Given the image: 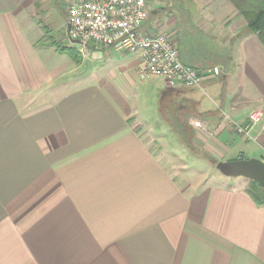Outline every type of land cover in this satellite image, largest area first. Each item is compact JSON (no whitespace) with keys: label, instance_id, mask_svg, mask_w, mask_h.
<instances>
[{"label":"crops","instance_id":"obj_1","mask_svg":"<svg viewBox=\"0 0 264 264\" xmlns=\"http://www.w3.org/2000/svg\"><path fill=\"white\" fill-rule=\"evenodd\" d=\"M148 1L146 29L173 30L184 60L222 74L197 88L141 78L134 55L82 48L65 20L74 61L41 38L50 0H0V264H264V204L248 179L179 181L163 131L133 101L154 80L156 118L185 101L206 153L264 161V45L230 0ZM217 81L214 108L182 94ZM255 109L252 138L234 133Z\"/></svg>","mask_w":264,"mask_h":264},{"label":"built area","instance_id":"obj_2","mask_svg":"<svg viewBox=\"0 0 264 264\" xmlns=\"http://www.w3.org/2000/svg\"><path fill=\"white\" fill-rule=\"evenodd\" d=\"M66 31L69 39L82 48L93 44L111 47L134 55L141 78L160 77L168 87H200L204 79L214 78L223 70L217 66L204 69L184 63L175 37L144 27L149 15L148 0H67ZM262 118L252 110L243 123L231 122L234 133L252 138V130ZM199 127L200 121L195 120ZM264 130V125L262 126Z\"/></svg>","mask_w":264,"mask_h":264},{"label":"rangeland","instance_id":"obj_3","mask_svg":"<svg viewBox=\"0 0 264 264\" xmlns=\"http://www.w3.org/2000/svg\"><path fill=\"white\" fill-rule=\"evenodd\" d=\"M62 1V0H61ZM60 0H50V3L42 6V10L35 16V19L38 21L37 24L42 27V39L44 42L55 41L64 43V27H65V20H66V3L62 4ZM65 2V1H64ZM181 26L184 23H180ZM175 25L172 26L170 29H174ZM163 33L170 34L172 37H175V34L172 31ZM192 43H197L196 39H191ZM151 82L147 83V87L149 88L148 93L142 94L141 97H137L136 93L133 95L134 106H138V110L140 114L143 116H148L146 118L152 126L158 128L162 134V142L165 144L166 149L172 154V161L175 157V162H172V165L175 166L178 172L179 181L185 180H203L209 178H216L223 181H232L234 177H226L221 174L216 168L215 164L217 161L213 155H211L214 160L209 161L205 158L201 152H206L203 148H201L200 142L195 141L194 136L191 134L189 129V122L188 117H185L186 112L188 111L186 107L185 101L177 100L176 102H172V104H167L166 101L162 103L160 106L163 117H167V119H158L156 118L157 114V107L155 104L154 99L158 97L159 89H156V81L151 80ZM202 89H190L184 91L182 94L183 96L193 97L198 102V109H207V108H214L215 102L219 103L220 96H221V83L214 82L209 86L201 87ZM182 104L180 107L181 110L177 109L178 111V121L182 124L185 123L187 125L188 134H186L185 139L192 142L194 148L189 149L187 146L181 141L179 135L172 130V128L167 124V121L174 119L173 112H176L177 105ZM185 105V106H184ZM175 107V108H174ZM167 120V121H166ZM227 160V159H226ZM225 159L222 161H226ZM246 179V178H244ZM248 184L249 180H245Z\"/></svg>","mask_w":264,"mask_h":264},{"label":"trees","instance_id":"obj_4","mask_svg":"<svg viewBox=\"0 0 264 264\" xmlns=\"http://www.w3.org/2000/svg\"><path fill=\"white\" fill-rule=\"evenodd\" d=\"M236 9L241 13L247 20V27L251 32L257 33L260 41L264 45V0H230ZM48 44L55 46V49L61 53L66 54L72 60H78V54L71 48L62 45L61 43H55V41H50ZM179 52V50H178ZM179 56L184 63L190 64L195 68H198L195 64L184 60L179 52ZM176 112H173L174 119L171 118V128L176 132L181 141L187 146V148L192 149L194 145L192 142L185 139L186 134H188V127L185 123H180L178 121V110L181 108L179 105L175 106ZM174 107V108H175ZM178 109V110H177ZM187 117V115H185ZM201 154L207 158L209 161H213L214 158L206 152H201ZM247 194L253 199V201L258 205L264 204V190L257 184L256 181L249 180L246 187Z\"/></svg>","mask_w":264,"mask_h":264},{"label":"water","instance_id":"obj_5","mask_svg":"<svg viewBox=\"0 0 264 264\" xmlns=\"http://www.w3.org/2000/svg\"><path fill=\"white\" fill-rule=\"evenodd\" d=\"M215 168L226 177H243L256 181L264 190V161L258 158L217 161Z\"/></svg>","mask_w":264,"mask_h":264}]
</instances>
